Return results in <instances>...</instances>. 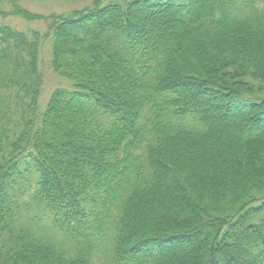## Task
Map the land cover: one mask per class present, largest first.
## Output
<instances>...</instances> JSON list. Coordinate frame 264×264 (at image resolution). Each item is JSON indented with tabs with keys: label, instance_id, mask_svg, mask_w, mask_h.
Returning <instances> with one entry per match:
<instances>
[{
	"label": "trees",
	"instance_id": "16d2710c",
	"mask_svg": "<svg viewBox=\"0 0 264 264\" xmlns=\"http://www.w3.org/2000/svg\"><path fill=\"white\" fill-rule=\"evenodd\" d=\"M23 1L0 0L32 24L0 23V264H264V0ZM47 41L71 88L45 103Z\"/></svg>",
	"mask_w": 264,
	"mask_h": 264
},
{
	"label": "rangeland",
	"instance_id": "374dc122",
	"mask_svg": "<svg viewBox=\"0 0 264 264\" xmlns=\"http://www.w3.org/2000/svg\"><path fill=\"white\" fill-rule=\"evenodd\" d=\"M93 0H50L48 2L40 3L33 0H24L22 5L25 8H28L32 12L41 13L45 15H49L51 13H67L75 9H82L84 7L90 6ZM0 10L9 11L10 7L8 5L0 6ZM10 23L12 26L17 27L20 30L27 31L32 25L24 20L16 17H9L3 19L0 17V23ZM33 26H37V24H33ZM35 28V27H34ZM45 31V29H43ZM50 51L51 46L50 43L47 41L44 44V51L42 57L44 59L43 63V73L45 79V87L43 93V100L44 102L47 101L50 94L56 90L57 88H65L70 89L71 84L67 81H64L58 77H56L50 69L49 66V59H50ZM46 103V102H45ZM44 103V105H45Z\"/></svg>",
	"mask_w": 264,
	"mask_h": 264
}]
</instances>
